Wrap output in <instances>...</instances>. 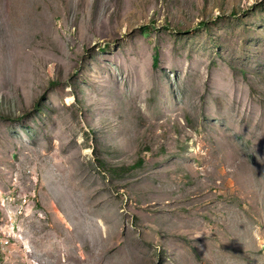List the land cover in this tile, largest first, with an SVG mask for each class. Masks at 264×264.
I'll use <instances>...</instances> for the list:
<instances>
[{
	"label": "rangeland",
	"instance_id": "obj_1",
	"mask_svg": "<svg viewBox=\"0 0 264 264\" xmlns=\"http://www.w3.org/2000/svg\"><path fill=\"white\" fill-rule=\"evenodd\" d=\"M0 264H264V0H0Z\"/></svg>",
	"mask_w": 264,
	"mask_h": 264
},
{
	"label": "trees",
	"instance_id": "obj_2",
	"mask_svg": "<svg viewBox=\"0 0 264 264\" xmlns=\"http://www.w3.org/2000/svg\"><path fill=\"white\" fill-rule=\"evenodd\" d=\"M154 61H157V57L156 56L154 57Z\"/></svg>",
	"mask_w": 264,
	"mask_h": 264
}]
</instances>
